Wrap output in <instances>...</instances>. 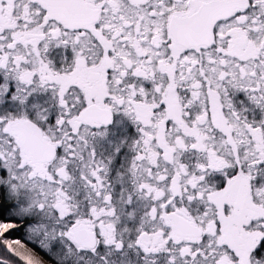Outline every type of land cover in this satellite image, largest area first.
Segmentation results:
<instances>
[{"label":"snow or ice","instance_id":"1","mask_svg":"<svg viewBox=\"0 0 264 264\" xmlns=\"http://www.w3.org/2000/svg\"><path fill=\"white\" fill-rule=\"evenodd\" d=\"M0 264H264V0H0Z\"/></svg>","mask_w":264,"mask_h":264}]
</instances>
